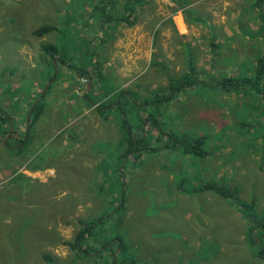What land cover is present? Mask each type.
<instances>
[{
	"label": "rangeland",
	"instance_id": "obj_1",
	"mask_svg": "<svg viewBox=\"0 0 264 264\" xmlns=\"http://www.w3.org/2000/svg\"><path fill=\"white\" fill-rule=\"evenodd\" d=\"M80 1L0 0V111L15 113L25 104L29 111L33 101L41 92L44 97L49 88L47 113L50 97H58L60 90L67 100L61 105L62 112L69 102H86L87 77H77L65 65L56 64L59 75L49 81L53 74L49 71L51 57L41 50L45 44L56 45L61 51L60 57H71L77 67L85 63L84 69L95 65L96 60L103 63L111 42L107 43L108 37L101 35L92 37L93 42L89 43L90 34L86 29H97L101 25L106 29L108 24L100 22L103 13L113 15L114 20L120 13H115L109 0H103L94 13L98 16L97 23L92 25L95 19H89L83 34L72 28L70 31L71 25L82 26L77 23L80 18H87L79 6ZM105 6L108 9L103 10ZM186 15L194 26L205 24L194 9L188 10ZM157 22L155 18L149 26ZM45 25H55L58 30L42 37L33 34ZM223 69L247 73L252 80L259 74L257 63L255 67L250 62ZM182 70V74L185 73ZM164 76L147 75V78L155 81L161 95L170 96L171 89L163 86ZM167 79L182 81L181 76ZM251 87L246 85L236 91L235 98L227 93L223 117L230 124L226 128L215 122L211 124L221 105L208 104L209 92L213 91L199 87L163 106L153 104L155 95L144 91L143 98L137 102L144 107L128 116L133 134L138 133L137 125L140 126V135L146 136L157 149L144 150L142 156L136 152L135 157L122 158L127 150L123 141H119L124 132L119 126L123 117L115 112L108 115L107 121L114 120L111 125L103 121L92 132L76 119L70 127L68 121L61 120L66 128L50 138V142H57L50 143L42 137L36 145L33 161L42 168L36 176L14 171L18 170L14 160L13 163L10 160L11 169L8 168L9 159H14L15 155L8 156L6 162L0 160V167H4L8 172L6 176L10 177L7 181L0 178V264H122L132 260L148 264H264L257 256L264 248V229L259 228L264 220L261 207L264 202V139L260 140L264 127L249 126L242 121L244 117L256 120V112L252 111L258 101L251 99ZM94 90H91L92 100L102 105L110 103L103 101L110 90L104 95L98 88ZM116 101L117 98L111 103ZM86 107L98 113L96 106ZM78 108L81 116L83 110ZM128 108L125 107L126 112ZM150 115L159 118V125L153 119L148 120ZM45 120L51 122L52 114ZM244 120L249 124V120ZM145 122L149 124L145 126ZM79 130L89 133L83 135ZM47 132L49 130L45 129L39 137ZM64 133L67 139L81 146L73 148L71 142L67 146L56 140L64 138ZM169 134L206 136L211 157L207 160L195 156L180 158L184 156L180 147H174L173 140H164ZM2 141L0 135V143ZM18 159V163L27 167L23 159ZM21 174L26 180H14ZM203 184L233 187L238 192L237 200L202 190ZM242 201L254 206L255 220L262 219L259 225L252 226L250 217H254V211L247 205L249 214L244 213L247 226L246 230L241 229L244 210L239 202ZM121 204H125V210L116 214ZM101 218H105L104 225ZM119 218L123 219L122 223ZM79 219L98 222L94 234L77 246H89L88 254L84 250L75 251L65 243L76 238ZM44 254H50L53 259L44 260Z\"/></svg>",
	"mask_w": 264,
	"mask_h": 264
},
{
	"label": "crops",
	"instance_id": "obj_2",
	"mask_svg": "<svg viewBox=\"0 0 264 264\" xmlns=\"http://www.w3.org/2000/svg\"><path fill=\"white\" fill-rule=\"evenodd\" d=\"M109 1L111 2V8L115 13H120V16H116L117 20L110 21L106 29L103 25H98L99 27L97 29L92 28L89 30L84 27V25L90 21L89 19H95L94 13L97 11V5L102 3L103 0H93L92 2L81 0L79 6L83 8V13L87 15V18H80V20L77 21V23L82 25L80 28H78L79 26L74 28V25H71L72 18L69 19V23L71 25L70 31L72 28L75 32L80 31V33L83 34L84 29H86L87 34H90V37L87 38L89 43L93 42L92 37L96 36L98 38L101 37V35L108 37L107 43L111 42L107 45L108 48L103 63L96 60V64L91 65V67L87 69L83 68L85 63H81L79 67L74 64L78 70L84 69L93 75L92 78H89L88 75H83L89 78V83L86 85L87 92L93 89H95V92L96 88H98L100 94L104 95L105 92L110 90L111 93L108 96L106 95L107 98H103V101L109 100L108 102H110L109 104L111 105H107L108 107L105 113H103L104 115H102L99 112L95 113L88 109L86 106L95 104L85 99L86 102H79V104L76 101L73 103L67 102L68 104L65 110L62 112L61 105L67 100L61 96L62 90H60V95L58 97L53 95L50 97L49 102L52 104L50 105L49 103V111L45 114L46 116L52 114V121L47 122L45 116L44 119L39 122L35 130L36 135L39 136L45 129H48L49 132L39 138L41 139L43 137L44 140L50 142L45 136L48 138L49 136L51 138L56 137L59 132L64 131L66 128L67 125H62L61 120L68 121V126L70 127L75 123L76 119L79 125L84 127L89 126L91 132L97 130L100 127L99 124L103 121L111 125L114 120L107 121L106 118L108 115L117 112V101L114 104L111 102L113 100L115 101L118 95L123 92H128L130 99L135 98L140 102L139 100L144 96V91L147 90L151 91L153 94L152 96L155 95L157 97V95H161L159 87L155 81H149L147 75H165L163 86L169 89V84L167 83L170 81L167 77L181 76L183 78L187 73H190L192 68L195 70L197 78H199V82L201 83L200 88L213 91L209 92L211 95L208 104H221L211 124L215 122L221 128H226L230 124V121H227L226 118L223 117V111L224 106L227 104V102L224 103V100L227 99L226 96L228 92L222 89L220 84H223L225 80L230 78L238 80L251 79V75L247 73L241 74L239 70L233 71L232 69L223 68L241 67L247 65L248 62L256 67L259 55L264 53V0H234L235 3H231L230 0H172V2L170 0H161L167 7L160 4L159 0H146L144 3L137 6L134 16L130 17V21H134L133 25H129L126 21L121 19L123 16H126V5L131 0L126 2L124 0ZM179 2L182 5H177ZM193 9L196 14L204 18L205 24L194 26L188 21L186 12ZM133 18H135V20H133ZM155 18L158 19V22L153 26H149V22ZM180 18L181 24L183 22L182 26L184 29L179 23ZM95 23H97V20L96 22L95 20L92 22V24ZM91 26L92 25H88V27ZM185 45H187V47ZM71 63H73L72 58ZM71 63L64 64L60 61L55 62V64L58 65H65L68 67L67 70L69 72L73 71V75L80 77V75L71 68ZM183 68L184 70H182ZM181 70L185 73L182 74ZM179 81H181V79H178V82ZM68 84L70 86V83ZM89 85L92 86L90 90L88 89ZM259 88L260 90L257 91L251 87V99L258 101L252 111L256 112V120H249L247 117H244V119L250 122L248 124L244 119L242 121L249 126L257 125L264 127V109L261 108V106L264 107V86L261 84ZM195 89H185L182 93L173 96H176V98L185 97L184 93L194 91ZM34 93L37 94V91ZM237 94L238 92L236 91L230 93L232 98H235ZM238 97L240 98V96ZM176 98H174V101ZM105 104H107V102H105ZM165 104L166 103H163L160 106ZM138 106L139 108L144 107L143 104H139ZM78 107L83 110L81 116H79L80 109ZM4 113H7V111H4ZM8 113L12 116L13 121H15L14 125L16 128L23 130L28 122V119H26L27 117L24 118L28 113L26 104L15 113H11L9 110ZM242 121H240V123ZM137 129L138 133L135 135L140 136V127H137ZM79 131L83 135L89 133V131L85 130ZM113 131L116 132L115 129H113ZM68 133L71 134L70 132ZM65 136L66 134L64 133V138L61 137L56 140L59 142L62 141L63 145L67 146L71 142L73 148L81 146V143H73V141H70L67 139V136ZM167 139H169V135H166L164 140L166 141ZM261 139H264V134L260 136V140ZM120 140L123 141L126 147L127 142L124 135L119 141ZM63 145L61 144L62 147H64ZM185 157L181 156L180 158ZM209 157H211V155L204 158V160H207ZM17 159L18 158L15 157L13 160ZM7 165L8 168H10L9 162ZM16 167L18 169L21 168L19 164H16ZM5 170L4 167H1L0 178H5L7 181L10 177L6 176L8 172ZM19 172L34 176L39 174V171L36 173H29L24 166ZM261 207L264 210V202H261ZM261 217H263V215H261ZM245 218L246 216L243 212L241 214V219L243 221L242 230H246L247 223ZM259 220L262 219L258 217V221Z\"/></svg>",
	"mask_w": 264,
	"mask_h": 264
},
{
	"label": "trees",
	"instance_id": "obj_3",
	"mask_svg": "<svg viewBox=\"0 0 264 264\" xmlns=\"http://www.w3.org/2000/svg\"><path fill=\"white\" fill-rule=\"evenodd\" d=\"M146 0H131L127 3L126 5V16H123L121 19H123L124 21H126L129 25H133L134 21H130V17L134 16V12L135 9L137 8L138 5L144 3ZM99 4L97 5V10L100 9L99 8ZM107 6H105L103 8V10H106ZM103 13V12H102ZM95 18H98L97 15H95ZM100 18V17H99ZM115 18L114 16H110L103 13L102 19H100V22L102 24L104 23H110V21H113ZM96 20V19H95ZM133 20H135V18H133ZM93 25V24H92ZM57 26L55 25H45L43 27H40L38 29H36L33 34L37 37H42L46 34H49L51 32H55L57 31ZM41 50L43 52H45L48 56L51 57V62L49 64V71H53L52 76L48 79L49 81H54L56 79V77L59 75L58 73V66L55 64V61H61L64 64H68L71 63V57L66 56V55H61L62 57H60V49L56 46V45H51V44H45L41 47ZM59 59V60H58ZM71 68L76 70V73H78V75H88L90 78L93 77L92 74H90V72H88L87 70L84 69H79L73 64H70ZM257 68H259V74H257V77L255 80L252 79H246V80H238V79H234V78H230L228 80H225V82L221 85L222 89H225L226 92H234L237 90H240L242 88H246V85H251L252 88H254L255 90L259 91L260 88L259 86L261 85L262 79L264 77V53H262L261 56L258 57L257 60ZM191 73L187 74L185 77L182 78V81L179 82H171L169 84V89H171L172 94L170 96H166V95H157V97H154V102L153 104L156 105H161L163 103H168L170 102L172 99L174 100V98H176V96H173L175 94H180L182 93L185 89L189 90V89H195L198 88L199 85L201 84L199 82V78H197L196 74H195V70L192 68L191 69ZM97 73V72H96ZM99 74V73H97ZM186 78L184 81L183 79ZM50 88L47 91L46 95L49 94ZM46 95L43 97V99L40 100V97L42 96V92L40 94V97L33 101L30 110L28 111V113L26 114V119L30 118L29 123H26V126L24 127L23 130L21 129H17L16 126L14 125L15 121H13L12 116H10L7 113H4L2 111H0V135L2 136V143L1 144V149H0V160H4L8 157V156H13L15 155L16 158H21L23 159L24 164L27 165V167L25 165H22L19 162V159L14 160V162L16 164H19L20 167H26L27 170L32 171V172H37L42 170V168L40 167V165L36 164L33 161L34 158V152L37 150L36 149V145L39 141V136L36 135V128L39 125V122H41L47 112V102H46ZM92 92L90 91L89 93L85 94V99L89 102H93L94 104H99L98 105V112L102 115H104L103 113H105L106 108L108 107L107 104L102 105L100 104L98 101H96L95 99L92 100ZM93 98V97H92ZM129 99V100H128ZM129 97V93L128 92H123L120 95H118L117 97V112L123 117L120 119V127L124 130L123 135L126 139L127 142V150L124 152L122 158H128L129 156H134L135 157V153H138V156H142L143 151L147 150V151H157L156 148L152 147V142H149L146 136H137L134 133V128L129 124V118L128 116L131 115V112L134 113L135 110L139 109V103H137V99H133ZM131 103V104H130ZM129 106L127 112L125 110V107ZM141 109V108H140ZM132 110V111H131ZM108 119V117L106 118V120ZM155 120L156 124L159 125V121L158 119H156V117L154 115H150L148 117V120ZM147 121V120H146ZM149 122H145V126L148 125ZM145 126L143 129H145ZM137 127H140L137 125ZM146 130V129H145ZM9 138V141L6 142L5 146L3 145V142L5 143V140ZM50 136L49 139L50 140ZM169 140H173L174 147H180L181 152L184 154L183 157H198L201 159H204L206 157L209 156L208 153V149H207V144H208V139L206 138V136H196V137H190L187 135L184 136H177L175 134H169ZM57 142V141H54ZM172 146V145H171ZM169 147V145L167 146ZM3 149H5L4 153H3ZM11 151V153H10ZM2 154V155H1ZM13 163V159L10 158L9 159V163L10 166L12 165L11 161ZM7 161V160H6ZM5 161V162H6ZM1 169V167H0ZM11 169V167H10ZM14 171H19V169H13ZM14 180H26L25 176L23 174L16 176V178H14ZM202 190H209V191H214L217 194L223 196L224 198H229V199H236L238 197V192L236 191V189H234L233 187L227 186V185H218V184H203L201 186ZM236 197V198H235ZM237 200V199H236ZM240 200V199H239ZM241 201V200H240ZM241 208L244 210V213L246 215H248L246 213V209H247V205H251L250 209L254 211V217L251 218L250 217V221L253 222L252 226L255 227L257 225H259V221L255 220V208L252 204H247L245 202L242 201L239 202ZM125 210V204H121L120 208H118L116 214H119V212H123ZM105 218H101V224L104 225L103 221ZM118 221L120 223L123 222V219L119 218ZM78 224H79V230L77 233L76 238L74 239L73 242H65L67 245H69L73 250L77 251V250H81L83 252L88 254L89 253V246L86 248H78L77 246L83 243V241L87 238V237H91L92 234H94L95 232V227L98 225V222H87L83 219H79L78 220ZM262 225L259 226V228L264 229V222L261 223ZM250 231V228H249ZM121 245H123V240L120 239L119 240ZM91 248V247H90ZM257 256L261 259L264 260V248L259 250L257 253ZM44 260L46 261H51L53 259V257L50 254H44L43 255ZM122 264H148L146 262H137L132 260L131 262H127V261H123Z\"/></svg>",
	"mask_w": 264,
	"mask_h": 264
},
{
	"label": "clouds",
	"instance_id": "obj_4",
	"mask_svg": "<svg viewBox=\"0 0 264 264\" xmlns=\"http://www.w3.org/2000/svg\"><path fill=\"white\" fill-rule=\"evenodd\" d=\"M75 71H76V70H75ZM187 74H188V73H187ZM80 77L82 78V77H84V76L80 75ZM86 77H87V79H88V83H89V78H90V77H89V78H88V76H86ZM170 83H171V82H170ZM170 83H169V84H170ZM199 87H201V85H199ZM199 87H198V88H199ZM198 88H196L195 90H197ZM89 92H90V91H89ZM87 93H88V92H87ZM228 93H229V92H228ZM230 93H231V92H230ZM42 97H43V96H42ZM98 105H99V104H95L94 106H96V108H98ZM5 141L8 142L9 140L6 139ZM4 146H5V144H4Z\"/></svg>",
	"mask_w": 264,
	"mask_h": 264
},
{
	"label": "water",
	"instance_id": "obj_5",
	"mask_svg": "<svg viewBox=\"0 0 264 264\" xmlns=\"http://www.w3.org/2000/svg\"><path fill=\"white\" fill-rule=\"evenodd\" d=\"M90 88H92V86H91V85H89V88H88V89L90 90ZM44 94H45V92H44ZM41 99H43V97H41V98H40V100H41ZM27 121H28V123H29V121H30V118H28V120H27ZM9 138H10V137H8V138H7V140H9ZM4 144H6V142H5Z\"/></svg>",
	"mask_w": 264,
	"mask_h": 264
}]
</instances>
